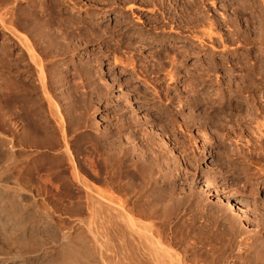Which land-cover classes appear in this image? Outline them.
<instances>
[{"label": "rangeland", "instance_id": "rangeland-1", "mask_svg": "<svg viewBox=\"0 0 264 264\" xmlns=\"http://www.w3.org/2000/svg\"><path fill=\"white\" fill-rule=\"evenodd\" d=\"M248 3L260 0H0V131L23 178L50 175L74 212L64 129L97 187L120 152L122 197L167 207L155 227L189 264H264V10ZM7 32L30 44L59 120Z\"/></svg>", "mask_w": 264, "mask_h": 264}, {"label": "bare ground", "instance_id": "bare-ground-1", "mask_svg": "<svg viewBox=\"0 0 264 264\" xmlns=\"http://www.w3.org/2000/svg\"><path fill=\"white\" fill-rule=\"evenodd\" d=\"M248 5L251 9H253L258 4L254 6L253 3H248ZM258 6L261 7L260 10H264V1L260 0V5ZM261 19H263V17ZM0 26L4 29L6 28L5 22L2 20V18H0ZM221 27H223V25ZM261 27L263 28L261 34L264 38V20L261 22ZM7 33H9L10 37L15 39L17 45L23 51L22 56L24 54L27 55L29 62H31L33 69L36 71V83H38V85L43 89V91L41 90L42 94L44 92L48 95L49 92L47 93L44 90V88L47 87L44 86V81L42 78L43 72L39 68V63L34 57L35 55L31 50L30 44H28V41L25 39V37L21 35H15V33L12 34L11 32ZM6 38L9 39V36ZM251 41L254 42V40ZM247 84L245 85L247 86ZM43 95L45 96V94ZM48 97L52 98L51 95ZM44 99L47 100L46 104L50 110L49 114L51 113L50 118L52 116L56 120H59V118L56 116L57 110H53L57 109V107H54L56 104H53V98L49 99L45 96ZM1 118V120L5 119L3 117ZM55 119L52 120L55 122ZM1 120V123L4 122ZM56 123H58V121L55 122V125H57ZM3 124L5 125V123ZM3 124H0V128L3 126ZM60 129L62 128L60 127ZM61 132L64 138V146L61 147V150L67 157L71 166L69 180L71 181V185L75 187L78 193V197H75L77 200L73 205L74 209H72L74 212H71L69 208V206L72 208V201L69 200L70 198L68 201L71 205L66 204L68 208L64 203H62V201L64 202V195H68L70 197L72 194L67 192L68 194H63L61 197L62 193L60 194L59 192L62 190L58 192L56 190V192L60 194V196L57 194L58 199L53 198V196H56L55 193L52 192L55 195H51V191L55 192L54 189L59 188H53L52 186L56 184L53 185L51 183L52 181L54 182L52 177L56 174H52V179L50 180V175L48 176V172L47 175H45L49 178L47 177L42 179L40 177L41 183L39 184V181L37 182L38 179L36 180L37 184H34V182L31 181L32 179L27 181V177H25L27 175H24L26 180L23 178L25 169H23V172L22 167H20L21 165L19 166V164H21V160H19V158L17 159L16 155V145H18L16 143L18 141H15L16 143H14V139L12 138L11 134H8L7 137V135L3 134V131H0V264H189L185 251L186 247L183 245V243L181 248L179 246L180 250H177L178 252L173 251V249L170 247L171 245L166 241V238L162 232H160L159 229L155 227L156 225L153 219L158 220L156 218L164 217L165 213L163 210L167 207L159 211L158 209L160 208L157 207V209L151 205L149 208L145 210L143 208V211H141V209L137 207L138 205L136 203L138 202L127 200L124 199L125 197H122L121 193L126 194V190L130 191V189L125 190V184L123 183L122 174L123 169L125 168V162L121 159L120 152L115 150L113 153L115 155L112 156V159L109 157L107 160H104L102 172L103 176L105 175L106 177L103 178L105 181L101 182H105V185L102 184L105 188H101V184H99L101 185L100 187H97L88 182V180L83 177V172L79 173L78 170L80 167L77 168V164H75L76 161L74 162V159H71L72 157L69 158L70 150L68 149L69 147L66 143L67 139L65 140V130L62 129ZM9 135L11 137H9ZM17 154L19 153L17 152ZM259 159L261 158L259 157ZM92 172L94 173L95 171ZM138 176L139 175L137 174L130 176L132 177L131 185L135 183V180L138 178ZM57 177L59 178L60 176L56 175V178ZM69 180H67V182ZM96 180L100 181L99 178H96ZM29 182H33V185ZM57 182L59 181H56L55 183ZM49 185L51 188H49ZM63 186L66 187L65 185ZM69 186L70 184L68 185L67 189L71 188ZM48 188L49 190L51 189V191H49ZM75 189L73 191H75ZM68 191L71 192L70 190ZM73 195L75 196V194ZM59 198H61V200ZM71 199L75 201L74 197ZM239 212L243 215L246 214L245 210L242 208L239 209ZM143 218L147 219L148 221H142ZM164 218L166 219V217ZM174 238L176 239V237Z\"/></svg>", "mask_w": 264, "mask_h": 264}]
</instances>
